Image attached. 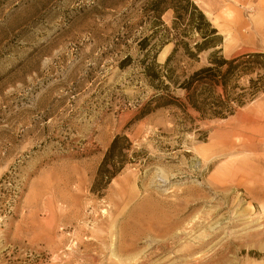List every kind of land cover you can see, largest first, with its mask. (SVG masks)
<instances>
[{
	"label": "rangeland",
	"instance_id": "1",
	"mask_svg": "<svg viewBox=\"0 0 264 264\" xmlns=\"http://www.w3.org/2000/svg\"><path fill=\"white\" fill-rule=\"evenodd\" d=\"M145 1L0 0V264H264V93L226 120L137 119ZM191 1L226 59L264 54V0ZM120 135L128 162L93 193Z\"/></svg>",
	"mask_w": 264,
	"mask_h": 264
},
{
	"label": "trees",
	"instance_id": "2",
	"mask_svg": "<svg viewBox=\"0 0 264 264\" xmlns=\"http://www.w3.org/2000/svg\"><path fill=\"white\" fill-rule=\"evenodd\" d=\"M141 11L143 24L150 23L151 28L149 36L136 40L137 52L144 55L137 65L154 93L139 110L137 119L176 107L183 113L192 111L200 120H226L264 93V54L249 53L226 59L219 48L222 36L191 0H146ZM168 11L173 15L170 27L161 21ZM168 44L173 48L165 63L159 65L158 52ZM206 52L210 54L203 65L189 74L181 72L179 67L184 60L199 63L200 55ZM131 64L132 59L127 56L118 67L124 69ZM256 70L262 74L251 78ZM247 77H250L247 86L240 85V80ZM172 90L182 92L183 98H175ZM130 149L131 143L126 137H114L97 169L91 186L93 193L105 190L121 172L128 162L125 152Z\"/></svg>",
	"mask_w": 264,
	"mask_h": 264
}]
</instances>
